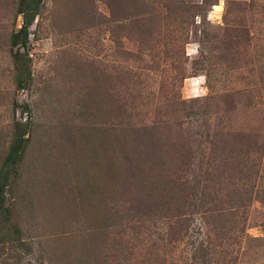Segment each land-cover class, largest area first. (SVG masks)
<instances>
[{
    "label": "rangeland",
    "instance_id": "1",
    "mask_svg": "<svg viewBox=\"0 0 264 264\" xmlns=\"http://www.w3.org/2000/svg\"><path fill=\"white\" fill-rule=\"evenodd\" d=\"M23 2L0 0V264H264V0H42L22 45Z\"/></svg>",
    "mask_w": 264,
    "mask_h": 264
},
{
    "label": "trees",
    "instance_id": "2",
    "mask_svg": "<svg viewBox=\"0 0 264 264\" xmlns=\"http://www.w3.org/2000/svg\"><path fill=\"white\" fill-rule=\"evenodd\" d=\"M42 0H24L23 4H22V9H20L19 13L21 14L22 16V24H21V27H20V42L22 45L26 44L27 41H28V30H29V27L31 25V23L33 22V20L35 19L36 15H37V10L41 4ZM20 148V142H17L15 144L12 145V148H11V151L8 153L7 157H6V161H10L12 159H14V157L17 155L18 153V150ZM190 152L189 150L187 151V153L184 154L183 157H186L187 155H189ZM190 162V160H187ZM203 178H201V188L198 186L195 185V187H193L194 185H192L193 189H195L196 191H198L199 195L200 196H207L205 191L203 190L207 185H206V180L208 179L209 175L207 176H202ZM192 187H189L186 185V187L184 189H180L178 190L180 193L176 196V198L174 197L173 198V203L172 205H170V203L168 204L167 203V196L166 197H163L162 200L163 202H161L163 204V206H159V209L160 207H165L166 210L168 209H171L172 213H173V216H181L183 215V211L182 209L178 206L180 203L182 202H185L186 201V198H187V194H188V191L192 189ZM167 188H162V191L164 194L167 195V192H168V189L166 190ZM2 191V187L0 186V192ZM177 190L175 191V193L178 192ZM146 194L150 195L148 193V191L146 192ZM150 199L152 200V202L154 201V199L149 196ZM232 196H228L227 198H231ZM166 198V199H164ZM207 201H209V203L211 204V202L214 204V206L218 203H220L221 201V198L219 196H213L211 198H208L207 197ZM212 205V204H211ZM242 202H239V204H237V206H242ZM217 206V205H216ZM216 210H218V208H216Z\"/></svg>",
    "mask_w": 264,
    "mask_h": 264
}]
</instances>
